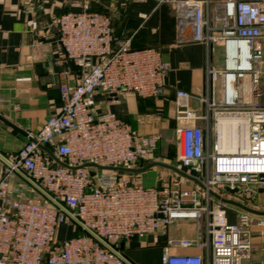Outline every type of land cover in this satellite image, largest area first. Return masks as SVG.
I'll use <instances>...</instances> for the list:
<instances>
[{
  "label": "built area",
  "instance_id": "built-area-1",
  "mask_svg": "<svg viewBox=\"0 0 264 264\" xmlns=\"http://www.w3.org/2000/svg\"><path fill=\"white\" fill-rule=\"evenodd\" d=\"M128 1L170 5L180 38L203 44L208 60L214 46L224 49L225 70L206 69L200 102L207 115L192 111L193 96L183 90L173 102L181 145L177 169L203 187L183 188L159 167L152 169L157 173L152 188L144 186L141 173L84 167L139 170L160 163L159 137L138 133L113 113L97 112L94 96L102 93L113 103H119V95L160 99L171 69L158 49H133L131 39L117 38L112 18L92 11L91 0H81L77 11L52 24L66 59L79 68L77 80L60 86L61 106L41 130L27 133L18 153L2 157L0 264H126L124 243L166 235L181 221L201 231L194 240L172 244L200 254L165 251L162 264H244L251 259L252 227L264 228V217L243 213L231 223L226 204L212 193L224 198L227 188L237 189L235 196L252 203L255 187L264 185V107L243 98L246 76L251 94L259 96L264 0ZM231 74L236 75L233 90ZM219 79L222 101L216 103ZM211 111L215 127L219 116L242 120L236 153L221 152L217 133L212 138ZM198 119L206 126H197Z\"/></svg>",
  "mask_w": 264,
  "mask_h": 264
},
{
  "label": "crops",
  "instance_id": "crops-1",
  "mask_svg": "<svg viewBox=\"0 0 264 264\" xmlns=\"http://www.w3.org/2000/svg\"><path fill=\"white\" fill-rule=\"evenodd\" d=\"M79 2L81 0H0V157L18 153L28 141L27 133L39 132L60 108V86L77 80L79 68L66 59L52 24L60 16L77 11ZM158 7L163 8L162 14H156ZM91 10L109 15L116 37L131 39L133 49H158L171 69L162 98L119 95L120 102L113 103L98 92L94 96L97 112L117 115L140 134L163 135L174 114L173 102L178 90L193 96L190 102L192 111L200 113L201 108H205L200 97L205 92L206 69L210 66L225 70L223 47L214 46L208 60L203 44L181 39L176 14L170 5H158L154 1L91 0ZM214 53L222 54V61L214 60ZM249 92V100L243 94L244 102H259L260 95L253 97ZM221 101L219 79L215 85V102ZM220 147L223 152L228 149L223 144ZM166 150L163 138L162 143L159 140L156 155L159 161ZM1 162L2 158L0 176ZM187 182L192 187L196 184L190 180ZM224 198L264 212V186L256 193L251 203L253 207L229 192L224 193ZM226 206L231 223L237 222L239 215L247 213L238 207ZM199 231L193 222H176L168 228L166 235L161 233L156 237L147 236L124 243L122 253L133 264H162L161 257L165 251L175 255H197L200 251L196 248H182L172 243L194 240ZM252 235L251 259L244 264H264V228L253 226Z\"/></svg>",
  "mask_w": 264,
  "mask_h": 264
},
{
  "label": "rangeland",
  "instance_id": "rangeland-1",
  "mask_svg": "<svg viewBox=\"0 0 264 264\" xmlns=\"http://www.w3.org/2000/svg\"><path fill=\"white\" fill-rule=\"evenodd\" d=\"M213 2H217L219 0H212ZM161 7V6H160ZM158 7V9L156 10V14H162L163 13V8ZM214 60L217 58L219 61H222L223 57L222 54L220 53H214L213 54ZM259 102L260 105L264 107V59H263V64H262V71H261V77H260V87H259ZM120 102V101H119ZM207 108H201L200 113H197L198 116H205L207 115ZM209 119H210V129H211V134H212V138L215 139L216 134L217 133V129L215 130V125H216V121H215V117H214V111L209 112ZM169 128L166 130L165 134H158L157 136L159 137L160 143H162L163 138L165 139V144L167 147V150L165 152L164 155H162V157H160L161 161L160 163H164L167 165H171L177 168L178 166V158L181 152V145H180V140L179 137L177 135V127H178V122L176 120V111L174 110V114L173 116L170 118L169 121ZM197 126H206V122L205 121H201L200 119H198L196 121ZM216 131V132H215ZM165 174L169 175L172 178L177 179L179 182H181V185L183 188H192V186H190L188 184L187 179H183L181 176L176 175L175 173H172L171 171H166L165 170ZM264 186V185H263ZM194 187V186H193ZM262 186H256L254 191L258 192L261 189ZM236 198V196H235ZM239 198V197H237ZM239 201V200H238ZM240 201L241 198H240ZM245 204H247L249 207H253L254 205L251 203H248L246 201H243Z\"/></svg>",
  "mask_w": 264,
  "mask_h": 264
},
{
  "label": "water",
  "instance_id": "water-1",
  "mask_svg": "<svg viewBox=\"0 0 264 264\" xmlns=\"http://www.w3.org/2000/svg\"><path fill=\"white\" fill-rule=\"evenodd\" d=\"M50 155L56 161V163L66 167V165L61 163L53 154L50 153ZM0 158H2V157H0ZM84 167L89 168V169H98V170H111V171H119V172L141 173L142 177H143V184L147 188H152V187L156 186L157 173H156V171H154L152 169L154 167H159L162 169H168L170 171H173L174 173L178 174L179 176H181L187 180L193 181L194 183H196L200 187H203L202 184L199 183L198 181H196L194 178H192L189 175L181 172L176 167L171 166V165H167L164 163H154V164L148 165V166H146L142 169H139V170H133V169L131 170V169H125V168H108V167H102V166H99V165H96L93 163L85 164ZM226 191L229 192L230 194L237 193V189L231 190V189L227 188ZM212 194L215 198H217L218 200H220L222 203H224L226 205H232V206L238 207V208H240V209H242L245 212L250 213V214H254V215H258V216H264V212L255 211V210L250 209V208H248V207H246V206H244L241 203H238L236 201H232L230 199L223 198V197H221L217 194H214V193H212ZM123 260L126 264H132L128 259H125L124 257H123Z\"/></svg>",
  "mask_w": 264,
  "mask_h": 264
},
{
  "label": "bare ground",
  "instance_id": "bare-ground-1",
  "mask_svg": "<svg viewBox=\"0 0 264 264\" xmlns=\"http://www.w3.org/2000/svg\"><path fill=\"white\" fill-rule=\"evenodd\" d=\"M248 66L249 64L248 63H245L243 62L241 68L243 70H247L248 69ZM230 69L234 68V65H231L230 64ZM229 83H230V87L231 89L233 90V86L236 82V75L234 74H231L229 75ZM245 99L247 100L250 96V88H249V77L246 76L245 77ZM250 99V98H249ZM248 99V100H249ZM243 124L242 120H238L236 119V117H222V116H219L217 118V126H216V129L218 127V145L220 147V144L224 145V147H228V149H226V152L228 153H232V151L234 153H236V150H237V146H238V149L240 148L239 145H236L237 144V141L238 140V129H239V126ZM242 146H244V143L247 142V139L245 137H243V141H242ZM221 148V147H220ZM231 148V149H230ZM221 152H223L221 149H220ZM232 153V154H234Z\"/></svg>",
  "mask_w": 264,
  "mask_h": 264
},
{
  "label": "flooded vegetation",
  "instance_id": "flooded-vegetation-1",
  "mask_svg": "<svg viewBox=\"0 0 264 264\" xmlns=\"http://www.w3.org/2000/svg\"><path fill=\"white\" fill-rule=\"evenodd\" d=\"M208 126H210V119H209V114H208Z\"/></svg>",
  "mask_w": 264,
  "mask_h": 264
}]
</instances>
